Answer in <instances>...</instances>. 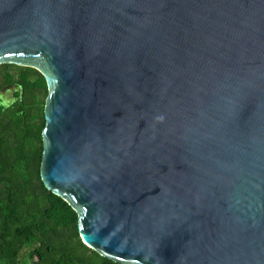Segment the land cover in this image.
<instances>
[{"label": "water", "instance_id": "95a60500", "mask_svg": "<svg viewBox=\"0 0 264 264\" xmlns=\"http://www.w3.org/2000/svg\"><path fill=\"white\" fill-rule=\"evenodd\" d=\"M44 75V187L120 264H264V0H0Z\"/></svg>", "mask_w": 264, "mask_h": 264}, {"label": "trees", "instance_id": "16d2710c", "mask_svg": "<svg viewBox=\"0 0 264 264\" xmlns=\"http://www.w3.org/2000/svg\"><path fill=\"white\" fill-rule=\"evenodd\" d=\"M9 86L12 100L0 101V264H120L81 242L76 212L40 179L44 75L0 63V90Z\"/></svg>", "mask_w": 264, "mask_h": 264}, {"label": "rangeland", "instance_id": "374dc122", "mask_svg": "<svg viewBox=\"0 0 264 264\" xmlns=\"http://www.w3.org/2000/svg\"><path fill=\"white\" fill-rule=\"evenodd\" d=\"M14 65H17V64H14ZM15 67L16 66L11 67V71L13 73L15 72ZM13 90H15V87H13V86L5 87L4 89L0 90V101L3 104H7L12 100L11 93Z\"/></svg>", "mask_w": 264, "mask_h": 264}]
</instances>
